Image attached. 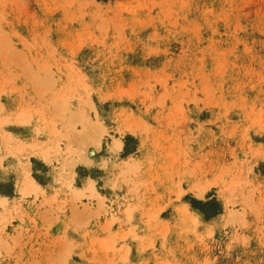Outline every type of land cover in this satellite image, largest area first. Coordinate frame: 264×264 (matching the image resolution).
I'll use <instances>...</instances> for the list:
<instances>
[{"label":"rangeland","instance_id":"obj_1","mask_svg":"<svg viewBox=\"0 0 264 264\" xmlns=\"http://www.w3.org/2000/svg\"><path fill=\"white\" fill-rule=\"evenodd\" d=\"M4 130L54 171L0 264H264V0H0Z\"/></svg>","mask_w":264,"mask_h":264},{"label":"crops","instance_id":"obj_2","mask_svg":"<svg viewBox=\"0 0 264 264\" xmlns=\"http://www.w3.org/2000/svg\"><path fill=\"white\" fill-rule=\"evenodd\" d=\"M0 138L2 139H0V186L3 182L11 181L8 186L10 190L4 191V186L0 187V210L3 212H12L17 208H19L18 210L20 211H22L21 208H24V210L30 211L31 204L26 202V198H29V196L27 195L24 200L22 198V192L30 193L36 191L39 196L43 195V193L47 196L49 194V182H44V180L46 181L45 177H41L43 179V182H41L38 180L40 177H38V175L35 176L34 173L48 177L54 171L52 169L54 160L47 161L44 157L38 154H30L27 157L19 154L17 146H22V144H29L31 142L12 130L2 131ZM43 146L46 147V145ZM75 176L76 169L74 168L73 181L75 180ZM30 180H32L35 183V186L38 187L32 188L29 185ZM21 184L23 185V191L21 189ZM6 187L7 186H5V188ZM32 195L33 193L30 194V197ZM12 224L16 227L12 230L10 225H7V229L8 231L11 230L14 234L12 237L7 238L5 243L10 244L15 241L21 243L25 241V238L27 237L22 235L24 232L21 231V228L25 229L26 226H28V222L18 223L14 218Z\"/></svg>","mask_w":264,"mask_h":264},{"label":"bare ground","instance_id":"obj_3","mask_svg":"<svg viewBox=\"0 0 264 264\" xmlns=\"http://www.w3.org/2000/svg\"><path fill=\"white\" fill-rule=\"evenodd\" d=\"M2 133V132H1ZM33 146L34 144H24L21 146V150L25 153H30L33 151ZM113 147L118 150L119 148L122 147V141L120 139H115L114 142H113ZM54 149H58V147L54 146L51 150V148H47V149H44L43 152L46 153V154H52ZM72 180V175L70 177H68L67 181L70 182ZM89 184H86V187H92V181H88ZM29 185L32 187V188H36L38 186H35V183L30 180L29 182ZM205 189L204 188H200L198 189V194L202 195L204 193ZM225 216H228V212L225 214Z\"/></svg>","mask_w":264,"mask_h":264}]
</instances>
